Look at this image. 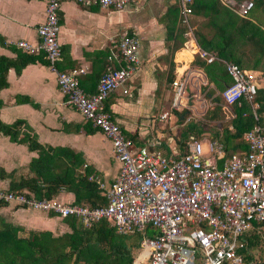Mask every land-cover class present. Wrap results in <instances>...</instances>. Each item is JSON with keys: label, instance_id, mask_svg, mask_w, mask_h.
<instances>
[{"label": "built area", "instance_id": "1", "mask_svg": "<svg viewBox=\"0 0 264 264\" xmlns=\"http://www.w3.org/2000/svg\"><path fill=\"white\" fill-rule=\"evenodd\" d=\"M41 1L44 19L36 28L37 43L18 40L16 46L27 53H41L54 69L61 54L58 40L61 0ZM72 1L122 9L131 0ZM177 1L182 22L187 23L191 0ZM220 1L240 16H245L253 6L252 0ZM138 46L134 35H121L114 45L113 57H108L105 71L91 93L79 85L82 69L55 71L64 103L106 137L119 162L118 172L110 184L88 176L102 191L106 203L89 207L2 188L0 201L61 218L73 216L84 226L105 218L118 234L141 233L132 264H247L242 236L255 229L264 243V92L260 100L256 99L257 90L263 86L259 73L224 62L230 77V83L219 92L224 119H231L234 116L231 105H240L244 99L254 121L241 136L245 150L226 154L221 141L214 137L206 138L204 148L200 139L188 134L181 153L164 154L150 147L151 143L134 145L104 107L108 94L123 86L139 67ZM195 53L207 63L215 58L204 50ZM112 58L121 62L120 65L113 66ZM206 84L201 71L186 69L175 75L170 82L169 110L160 113L158 119L168 120L183 111L181 125L192 122L195 106L190 102L191 94L186 92L187 85L199 90ZM198 102L205 109L214 105V101L209 106L203 100Z\"/></svg>", "mask_w": 264, "mask_h": 264}, {"label": "crops", "instance_id": "2", "mask_svg": "<svg viewBox=\"0 0 264 264\" xmlns=\"http://www.w3.org/2000/svg\"><path fill=\"white\" fill-rule=\"evenodd\" d=\"M175 1L131 0L122 9H114L61 0L58 11L61 54L53 69L44 63L41 53H27L16 46L18 40L37 43L36 28L44 19V3L41 0H0V37L3 39L0 56L15 65L5 70L6 85L0 89V120L4 123L24 120L40 144L76 153L81 161L77 171L87 172V179L92 175L110 184L119 168L110 142L77 110L64 103L55 71L82 69L79 85L87 93L94 92L109 62L108 57H113L117 39L129 34L139 41V67L123 86L108 94L104 107L124 132L135 139L134 145L151 143L150 147L164 154L180 153L185 141L181 129L183 111L176 112L168 120L158 119L160 113L169 110L171 89L167 76L171 73L174 78L184 70L192 69L201 71L207 80L203 67L198 64L207 62L195 53L203 49L196 44L194 32L209 37L213 28L208 24L210 16L203 10V5L198 9L200 12L187 15V23L182 22L180 11L174 18L168 6ZM250 14L258 20L255 11ZM171 29L183 30L178 35L179 40L175 41L179 46L172 56L174 44L168 38ZM21 54L40 57L43 62L35 60L19 67ZM110 63L118 66L121 62L112 58ZM253 71L259 73L263 85L264 72ZM207 85L215 91L212 82L207 80ZM199 91L187 85L186 92L191 94L192 104L191 96L199 95ZM212 94L207 93L209 102ZM209 102L205 104L209 106ZM36 155L25 144L12 142L8 136L0 134V188L8 189L10 182L31 176L28 165ZM53 197L62 202L73 203L74 200V194L63 189ZM0 218L18 227L19 236H26L29 231L47 230L52 236L70 231L58 215L12 202L0 205Z\"/></svg>", "mask_w": 264, "mask_h": 264}, {"label": "trees", "instance_id": "3", "mask_svg": "<svg viewBox=\"0 0 264 264\" xmlns=\"http://www.w3.org/2000/svg\"><path fill=\"white\" fill-rule=\"evenodd\" d=\"M252 4L245 16L236 14L220 0H191L188 4L190 12H200L198 9L203 5V10L210 16L208 24L213 28L211 36L194 32V39L201 49L211 52L215 57L210 63L200 61L198 64L203 67L208 82L213 83L218 93L212 97L213 107L204 112L205 121L184 124L181 128L182 136H185L186 140L188 134L198 137L199 133L208 132L209 136L221 141L226 154L237 149L245 150L246 145L241 136L254 121L249 105L244 99H241L240 105H231L234 112L231 119H224L220 114L219 92L230 83L224 62H233L240 68L264 72V20L260 22L250 17L254 9L264 11V0H252ZM179 9L177 0L168 6V11L174 18ZM180 32L183 30H169L168 38L174 44L170 56L179 46L175 41L179 40ZM182 40L180 38V42ZM0 44H3L1 37ZM35 60L42 61L40 57L21 54L19 67ZM44 63L48 64L46 60ZM10 65L15 66L14 62L0 56V89L6 85L5 70ZM16 70L19 71L18 68ZM172 79L173 74L170 73L167 81L171 82ZM212 92L213 89L208 93ZM262 92L264 84L257 90L256 99L260 100ZM218 117H221L220 123L223 122V125L210 133L209 125ZM0 134L8 136L12 142L25 144L28 150L37 153L36 157L29 161L31 176L10 182L7 190L32 193L35 198H51L63 189L74 194L75 204L95 207L106 203L96 183L87 179V172L81 174L77 171L81 161L76 153L66 148L40 144L35 133L22 119L11 123L0 120ZM129 137L133 143L136 142L133 137ZM185 145L182 144L181 152ZM0 171L2 173V170ZM4 204L6 202L0 201V205ZM62 219L69 227V232L52 236L47 230L29 231L26 236H19L18 227L5 223L0 218V264H132L141 233L118 234L105 218L89 226L82 225L79 219L73 216ZM242 238L245 241L242 252L246 263L264 264V243L255 229L246 232Z\"/></svg>", "mask_w": 264, "mask_h": 264}, {"label": "rangeland", "instance_id": "4", "mask_svg": "<svg viewBox=\"0 0 264 264\" xmlns=\"http://www.w3.org/2000/svg\"><path fill=\"white\" fill-rule=\"evenodd\" d=\"M254 11L257 13V16H258L257 19H258V21L262 22L264 20V11L262 10V12H261V9H258V10L257 9H254ZM210 88H212V87L209 86V85H207V84L206 85H201L199 87V90H200L199 91V95H197L196 97L191 96V99L193 100V104L195 106L193 108V112L194 113H193V115L191 113V115L193 116L192 117V122H190V123L187 122V124H185V125L191 124L193 122H195L196 124H198L200 121H205L204 112L206 110L211 109V108L210 107H206V109H205L204 106L198 105V103H199L198 101H202L203 100V101H205V103L206 102H209L208 101L209 95H207V93L211 90ZM187 90H189V89H187ZM212 93H213L212 96H215L217 94V90H215ZM197 98H198V100L196 101ZM211 102H213V101L211 100ZM220 114H222V113H220ZM220 121H221V117H218V118H216L215 120H213L211 122V124L209 125L210 133L212 131L216 130V128L218 129L219 127H221L223 125V122L220 123ZM222 121H224L223 118H222ZM211 135H213V134H211ZM210 137L211 136H209L208 132H206V133H203V134H200L199 133V136L197 138L201 140V142L203 143V147L205 148L206 138H210Z\"/></svg>", "mask_w": 264, "mask_h": 264}]
</instances>
